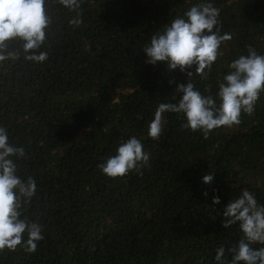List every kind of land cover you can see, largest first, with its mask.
Segmentation results:
<instances>
[{
  "label": "trees",
  "instance_id": "obj_1",
  "mask_svg": "<svg viewBox=\"0 0 264 264\" xmlns=\"http://www.w3.org/2000/svg\"><path fill=\"white\" fill-rule=\"evenodd\" d=\"M199 3L218 8L221 34H232L207 78L191 80L216 98L227 65L247 55L246 46L264 55V0H82L80 27L69 24L74 12L50 3L53 24L41 48L48 59L0 63V127L24 149L18 175L37 187L21 218L38 223L44 237L35 252H0V264H215L219 246L241 239L238 224L222 227L223 208L242 189L264 205V92L252 115L207 138L182 128L176 113L164 114L159 139L148 136L158 105L178 102L176 87L188 77L147 64L143 47ZM132 136L149 164L104 175L97 165Z\"/></svg>",
  "mask_w": 264,
  "mask_h": 264
},
{
  "label": "clouds",
  "instance_id": "obj_2",
  "mask_svg": "<svg viewBox=\"0 0 264 264\" xmlns=\"http://www.w3.org/2000/svg\"><path fill=\"white\" fill-rule=\"evenodd\" d=\"M50 3L75 13L69 20L70 25H82V0H0V63L15 61L21 55L24 60L36 63L48 59V53L41 48L53 24L46 7ZM219 11L211 3L195 4L183 16L174 18L162 32L153 34L150 43L143 47L147 64L163 62L169 71L179 69L188 77L187 84L176 87V93L180 94L178 102L161 103L156 108L148 125L151 139L157 140L161 136L165 113L181 114L185 121L181 127L201 131L205 138L213 129L239 125L242 113L253 114L256 102L264 92V55L258 54L253 47L246 46L247 55H241L227 65L229 71L218 84L216 98L201 94L191 82L194 75L207 78L213 63L222 55L220 46L232 39L231 33L221 34ZM10 45H18V48L10 50ZM193 66L194 72L189 70ZM115 152L97 165L111 178L139 172L150 161V154L135 136L119 144ZM24 155L23 147L9 143L6 128L0 127V252L5 249L15 251L18 246L27 252H35L38 242L44 238L38 223L21 218L22 209L37 191L34 178L22 179L18 175L16 160ZM214 174L204 175L202 183L210 184ZM212 203L219 204V198L214 196ZM237 224L241 239L227 250L223 245L219 246L215 252V264H264V246H253L264 245V205H260L247 189H242L240 196L223 208L222 227L228 229ZM226 252L230 254V260Z\"/></svg>",
  "mask_w": 264,
  "mask_h": 264
}]
</instances>
